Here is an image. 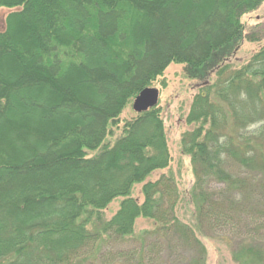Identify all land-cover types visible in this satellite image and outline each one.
Listing matches in <instances>:
<instances>
[{
  "label": "trees",
  "instance_id": "1",
  "mask_svg": "<svg viewBox=\"0 0 264 264\" xmlns=\"http://www.w3.org/2000/svg\"><path fill=\"white\" fill-rule=\"evenodd\" d=\"M263 1L0 0L12 10L0 27V264H86L90 254L139 264L163 240L201 264L204 221L227 231L244 222L238 254L264 264V46L229 64L243 37L260 40L241 17ZM171 63L198 68L201 81L180 138L194 176L189 224L176 214L173 175L148 179L171 163L161 108L132 109ZM137 218L157 225L151 239L98 253L132 237Z\"/></svg>",
  "mask_w": 264,
  "mask_h": 264
},
{
  "label": "rangeland",
  "instance_id": "2",
  "mask_svg": "<svg viewBox=\"0 0 264 264\" xmlns=\"http://www.w3.org/2000/svg\"><path fill=\"white\" fill-rule=\"evenodd\" d=\"M10 11L12 10L6 8L0 9V27L3 26L4 19ZM241 21L244 24L245 32L249 33L255 30L260 35V40L258 42H251L244 37L242 38L237 48L234 49L229 57V64L233 69L240 68L253 53L264 46V1L258 9L244 14L241 17ZM197 70L198 68H189L186 64L171 63L164 71L162 79H160V81L165 82V87L160 85V81H157L152 86L159 90V99L156 106L161 108L171 163L167 169L154 172L148 179L153 180L158 178L162 173L168 174V172L173 175L179 192L176 214L182 222L188 224L193 220L192 213H194L196 205V202L190 195L192 193L191 186L194 182V176L191 170L190 158L181 151L180 138L183 132L193 128L192 125L185 122V116L189 112L193 96L198 92L201 85L199 84L200 80L191 76ZM210 71L209 80L214 81L216 79V69H214L215 72L213 68ZM133 115L134 112L131 109V105H128L123 111L122 117L125 118ZM140 186V184L135 185L132 191V195L138 197L139 200L142 199ZM211 188L220 190L223 188V184L213 182ZM120 201V198L113 200L103 210L105 219H109L117 211ZM156 226L154 221L150 219L137 218L134 223V234L132 237H128L124 241L104 242L99 246V252H97H102L105 256L111 257L118 250L126 251L139 248L142 241L151 239L152 235L148 236L145 233L151 234ZM199 228L202 233L196 229L195 235L204 247L201 264H262V259L252 253L242 252L238 254L240 250L237 249V244L248 234V232H245L247 227L244 225V222L234 229L230 228L228 231L222 226L212 227L206 221L200 224ZM163 241L165 245L162 248V252H154L153 256H155V253L156 256L153 261L141 258L139 264H188L191 261L193 256L190 255H194L192 250H188L186 246L177 241H172V247L169 246V243L167 245L165 240ZM177 255L181 257L182 263H178L179 260L177 262L174 260V256ZM122 262L124 261L115 260L110 264H123ZM137 262V259H133L131 264H137ZM86 264L102 263L97 259L95 254H90Z\"/></svg>",
  "mask_w": 264,
  "mask_h": 264
},
{
  "label": "water",
  "instance_id": "3",
  "mask_svg": "<svg viewBox=\"0 0 264 264\" xmlns=\"http://www.w3.org/2000/svg\"><path fill=\"white\" fill-rule=\"evenodd\" d=\"M159 90L156 87L143 88L133 99L132 109L135 112H142L157 105Z\"/></svg>",
  "mask_w": 264,
  "mask_h": 264
}]
</instances>
